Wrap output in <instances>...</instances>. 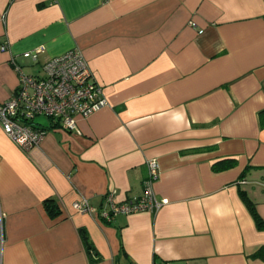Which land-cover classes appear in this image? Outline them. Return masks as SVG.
Returning <instances> with one entry per match:
<instances>
[{
    "label": "crops",
    "instance_id": "crops-1",
    "mask_svg": "<svg viewBox=\"0 0 264 264\" xmlns=\"http://www.w3.org/2000/svg\"><path fill=\"white\" fill-rule=\"evenodd\" d=\"M75 48L108 104L74 130L39 120L27 152L0 128V264H264L241 197L264 219V0H0V101L12 59L38 74ZM150 159L164 204L104 218L108 192L144 193Z\"/></svg>",
    "mask_w": 264,
    "mask_h": 264
},
{
    "label": "built area",
    "instance_id": "built-area-1",
    "mask_svg": "<svg viewBox=\"0 0 264 264\" xmlns=\"http://www.w3.org/2000/svg\"><path fill=\"white\" fill-rule=\"evenodd\" d=\"M5 47L1 46L2 49ZM43 51L44 46L41 45L23 52V56L36 61ZM12 63L19 74V83L12 96L0 101V128L23 151L37 145L46 133L45 126L37 120L38 116L56 119L65 129L74 130L79 117H88L108 104L102 85L93 77L79 49L47 59L38 74L23 71L15 59ZM146 164L144 193L117 201L113 192H108V204L99 210L104 218L110 220L119 213L154 212L164 204L152 189L158 176V162L150 159ZM72 206L79 212L98 211L85 198L74 201Z\"/></svg>",
    "mask_w": 264,
    "mask_h": 264
},
{
    "label": "trees",
    "instance_id": "trees-1",
    "mask_svg": "<svg viewBox=\"0 0 264 264\" xmlns=\"http://www.w3.org/2000/svg\"><path fill=\"white\" fill-rule=\"evenodd\" d=\"M260 120L262 121V123H264V110H261L260 111ZM226 160H219L217 162H214L213 163V167L214 169H224V168H227L229 166H232L234 164V160H232L231 162H225ZM241 197H242V200L246 203L247 207L249 208L254 220H255V223H256V226L258 228H262L264 227V219H262L260 217V215L257 213V211L255 210V206H254V203L253 201L250 199V197L247 195L246 192L244 191H241ZM46 207L47 209L50 211V212H54L57 213L56 209V204H54L53 200H50L48 199L46 202ZM82 235H84V232L82 231ZM85 237V236H84ZM86 248H87V252L89 253L90 255V258L92 260V253H93V247L92 245L88 242V240L86 239ZM258 254V253H257Z\"/></svg>",
    "mask_w": 264,
    "mask_h": 264
},
{
    "label": "rangeland",
    "instance_id": "rangeland-1",
    "mask_svg": "<svg viewBox=\"0 0 264 264\" xmlns=\"http://www.w3.org/2000/svg\"><path fill=\"white\" fill-rule=\"evenodd\" d=\"M37 120L46 121L47 120V117H45V116H38L37 117Z\"/></svg>",
    "mask_w": 264,
    "mask_h": 264
}]
</instances>
